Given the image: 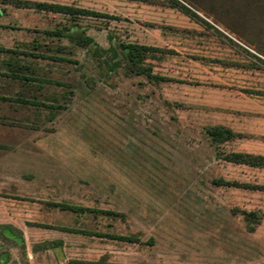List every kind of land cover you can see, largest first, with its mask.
I'll return each mask as SVG.
<instances>
[{
  "label": "rangeland",
  "instance_id": "rangeland-1",
  "mask_svg": "<svg viewBox=\"0 0 264 264\" xmlns=\"http://www.w3.org/2000/svg\"><path fill=\"white\" fill-rule=\"evenodd\" d=\"M34 1L105 17L0 4L8 11L0 47L73 84L53 119L51 107H20L14 100L22 86L0 52V95L8 100L0 101V224L23 227L30 242L34 224L73 225L74 215L44 208L66 202L124 215L99 220L138 236L116 250L126 264H264V213L244 218L237 210L253 205L244 192L254 187L237 182L252 174L222 160L236 141L216 146L205 133L221 124L264 125V0ZM70 20L106 53L76 47L69 64L29 55L31 42L53 40L45 30ZM118 42L154 48L147 63L162 79L99 67ZM14 121L25 127L9 126ZM9 252L6 264H23L18 248Z\"/></svg>",
  "mask_w": 264,
  "mask_h": 264
},
{
  "label": "trees",
  "instance_id": "trees-1",
  "mask_svg": "<svg viewBox=\"0 0 264 264\" xmlns=\"http://www.w3.org/2000/svg\"><path fill=\"white\" fill-rule=\"evenodd\" d=\"M10 5L22 7L26 9H33L35 11L59 14L74 19L75 16H89L94 15L98 17H105L104 14L92 12L83 8H76L73 6L44 3L35 1H19L9 0ZM45 35L51 37L53 40L49 42H31L29 55L37 59H47L57 63H71L73 60L71 56L76 47H87L93 45L94 54L96 57L99 51L105 52L106 50H99L94 44L91 36L85 34L82 26L75 21L70 20L69 26L54 27L50 30H45ZM61 39L66 41V44L61 42ZM111 39L110 37L108 38ZM23 45V44H20ZM25 46V45H23ZM111 54L104 57L103 60L98 59L96 62L99 67L106 72H113L118 68H122L127 76H141L148 80L158 81L162 78L152 73L151 65L147 63L148 55L155 51L154 48L132 43V42H118L116 46L109 47ZM0 52L8 53L7 58L3 60L5 69L10 78L16 80L22 86V91L14 101L23 108L39 109L40 107H51L54 112H51L50 119H53L58 113L64 109L65 101L71 95V88L73 84L54 80L48 76V72L39 68L38 66L27 62L21 58L14 56L12 50H6L0 47ZM58 86L62 87V91H50L49 87ZM0 101H8L0 95ZM48 105V106H47ZM9 126L25 127L19 121H14ZM205 133L209 138L211 144L220 145L235 136V134L228 128L222 126H209L205 128ZM223 160L236 164H244L250 166L264 165V158L261 156L241 154V153H226L223 155ZM217 185L238 186L236 182L229 181H215ZM44 208L47 212L51 210H58L60 213L73 214L76 217H87L90 221L98 217H106L112 220L115 217H124L123 214L111 211L102 210L98 208H89L76 204H69L66 202H45ZM237 211V210H236ZM241 215L246 218L253 213L240 211ZM98 236L109 237L118 241L136 243L139 238L136 234L119 235V234H100ZM18 248L23 264L27 263L25 254V244L22 232L11 224H0V264L10 262L11 255L10 248ZM12 264H19L14 262Z\"/></svg>",
  "mask_w": 264,
  "mask_h": 264
},
{
  "label": "crops",
  "instance_id": "crops-1",
  "mask_svg": "<svg viewBox=\"0 0 264 264\" xmlns=\"http://www.w3.org/2000/svg\"><path fill=\"white\" fill-rule=\"evenodd\" d=\"M23 1V0H19ZM34 1V0H26ZM0 4L10 5L9 0H0ZM17 9H26L16 7ZM20 13V12H17ZM8 16V11L0 7V19ZM240 124V123H239ZM230 129L235 136L224 143H235V147L227 150L226 153H241L264 158V131L262 126L254 128L245 127L244 124L239 128L232 125H215ZM247 136L245 135V133ZM244 133V134H243ZM251 139H248V138ZM240 138V139H236ZM222 143V144H224ZM223 160V159H222ZM229 165L243 170L247 175L252 174V181L237 180L239 184L252 185V192L244 194L253 195V205H244L240 203L237 210L240 211H260L264 213V165L250 166L236 164L223 160ZM251 182V184H250ZM65 214V213H64ZM73 215V214H72ZM72 220L73 225L61 223L58 226L51 224H34L29 227L30 242H27L23 227L19 230L23 234L25 244V254L28 264H126L119 261V257L126 258V254H119L116 250L132 247L135 243H128L102 237L96 233L102 234H119L111 222L103 224L99 220L102 217L90 221L87 217H76ZM113 221V220H112ZM39 230H44V236H39Z\"/></svg>",
  "mask_w": 264,
  "mask_h": 264
}]
</instances>
